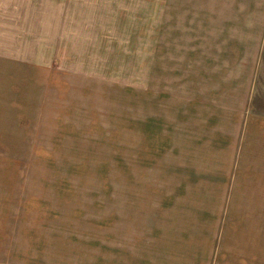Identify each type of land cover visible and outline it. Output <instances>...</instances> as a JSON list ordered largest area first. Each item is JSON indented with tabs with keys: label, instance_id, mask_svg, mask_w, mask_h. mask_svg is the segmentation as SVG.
<instances>
[{
	"label": "rangeland",
	"instance_id": "rangeland-1",
	"mask_svg": "<svg viewBox=\"0 0 264 264\" xmlns=\"http://www.w3.org/2000/svg\"><path fill=\"white\" fill-rule=\"evenodd\" d=\"M0 264H264V0H0Z\"/></svg>",
	"mask_w": 264,
	"mask_h": 264
},
{
	"label": "crops",
	"instance_id": "crops-1",
	"mask_svg": "<svg viewBox=\"0 0 264 264\" xmlns=\"http://www.w3.org/2000/svg\"><path fill=\"white\" fill-rule=\"evenodd\" d=\"M236 45H237V47H238L239 50H244V47L242 46V42L241 41H238L236 43ZM259 47H260V45L258 46V50H259ZM261 50H263V48H261ZM231 66H232V64H228V67L227 68H230ZM193 113H196V109L193 110V111H190L188 114L189 115H192Z\"/></svg>",
	"mask_w": 264,
	"mask_h": 264
}]
</instances>
